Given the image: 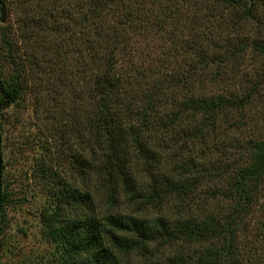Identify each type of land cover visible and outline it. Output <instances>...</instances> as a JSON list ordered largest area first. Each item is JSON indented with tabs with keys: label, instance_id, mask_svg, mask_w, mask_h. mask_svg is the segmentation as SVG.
<instances>
[{
	"label": "trees",
	"instance_id": "16d2710c",
	"mask_svg": "<svg viewBox=\"0 0 264 264\" xmlns=\"http://www.w3.org/2000/svg\"><path fill=\"white\" fill-rule=\"evenodd\" d=\"M0 1L10 8L21 7L28 17L36 16L39 28L47 23L41 41L49 32L55 36L38 47L44 52L48 46L50 55L40 64L48 62L50 72L74 47L78 31L88 36L81 90L69 86L70 97H80L86 110V154L78 160L86 184L99 181L109 204L120 192L130 193L132 202L145 206L165 207L172 197L188 208L195 206V213L152 219L116 212L99 216L88 190L64 188L56 194L57 200L83 210L65 220L59 209L49 214L46 227L55 244L56 264H132L134 256L144 261L141 264L262 261L252 252L257 245L264 247V220L254 227L246 220L264 198V125H260L264 115L253 110L264 96V68L262 76L249 84L240 70L248 51L264 58V39L235 38L234 45L224 39L218 53H207L201 43L195 47L186 42L180 53H161L155 59L140 53L142 57L133 61L125 35L134 28L159 25L162 29L161 14L178 18L177 4L188 2L187 6L200 5L203 10L208 6L210 11L216 5L228 10L240 7L244 21L252 22L258 36H264V0ZM144 1L149 8L136 7ZM152 6L159 13H152ZM205 13V24L198 27L208 31L212 15ZM33 37L27 39L28 47L35 44L37 36ZM63 43L65 48L59 50ZM118 50L122 55L117 61L113 54ZM210 73L215 79L209 78L213 87L208 88ZM20 90L18 79L7 83L0 76V120ZM2 157L0 131V232L5 204ZM138 198L144 202H137ZM210 204L213 213L204 208ZM172 249V254L164 253Z\"/></svg>",
	"mask_w": 264,
	"mask_h": 264
},
{
	"label": "rangeland",
	"instance_id": "374dc122",
	"mask_svg": "<svg viewBox=\"0 0 264 264\" xmlns=\"http://www.w3.org/2000/svg\"><path fill=\"white\" fill-rule=\"evenodd\" d=\"M0 3L4 10V21H0V76L7 83L18 79L21 85L17 99L3 110L0 120L3 156L1 183L5 193L0 232V264H56L55 244L48 236L46 220L54 209H59L63 220L72 218L83 210L76 206L66 207L57 200L56 194L64 188L88 190L90 196L94 197L93 208L99 216L116 212L152 219L163 214L174 216L195 213L194 205L188 208L174 197L165 207L161 204V208H156L153 205L135 204L130 200V193L124 195L117 192L114 194L116 199L109 204L107 193L103 191V185L99 181L92 180L89 181L90 184H86L78 161L85 158L86 154V110L80 97H70L69 86L81 90L85 75L83 64L89 51L85 40L88 36H85L84 31H78L75 45L71 47L72 51H68L50 72L48 62L40 64L41 59L50 55L47 51L48 46L44 52L38 47V43L46 45V41L53 40L51 38L55 36L53 32H49L48 37L44 38L47 40L41 41L40 34L47 28V23L44 21L39 28L36 16L28 17L21 7L10 8L8 4L1 1ZM187 3L177 4L180 10L178 18L161 14L164 21L162 29L158 25L143 27L141 31L134 28L136 31L133 33L128 31L125 36L129 40L127 47L129 57L133 55L135 61L142 57L140 53L150 56L151 59H155L161 53H180L181 45H187L186 42L195 47L201 43L203 48L208 49L207 53H218L221 52L224 39H228L232 45L237 42L235 38L239 41L264 39V36H258L260 33L252 22L244 21V9L240 7L228 10L216 5L210 11L206 10L208 6L204 10L200 5L195 9L187 6ZM208 4L212 6L209 1ZM143 5L148 7L146 1L137 4L136 7ZM67 8L71 12L72 6L67 4ZM151 12L159 13L156 6H152ZM205 12L212 15L208 31L198 27L205 24L203 19ZM71 17L73 21L76 16L72 14ZM192 18L195 20L191 23ZM167 31L172 32L166 33ZM197 33L202 38L196 37ZM33 35L37 36L36 42L29 43L28 47L27 39L32 40ZM62 47L65 48V43L59 46V50ZM188 49L194 51L195 48ZM121 55V50L113 54L117 61ZM37 64L40 67H37ZM263 68L264 58L254 51H248L241 63L240 73L248 78L249 84L262 76ZM209 78L215 79L214 73H210L206 78L208 88L213 87ZM226 88L225 86L224 89ZM232 90L236 92L238 89ZM261 100L260 107L253 110L264 115V96ZM260 125L263 127L264 122H260ZM202 192L203 189L200 195ZM138 200L137 202H144L142 199ZM261 201L263 203L261 207L255 209L252 217L246 220L247 225L254 227L256 222L264 220V198ZM213 206L204 205V208L207 209L206 212L213 213L215 212ZM185 247L187 246L183 248ZM257 247L256 252L252 253L260 256L262 261L258 264H264L261 263L264 262V247L258 245ZM198 248L203 249V246ZM173 252V249L164 251L170 254ZM131 262L141 264L144 261L134 256Z\"/></svg>",
	"mask_w": 264,
	"mask_h": 264
},
{
	"label": "water",
	"instance_id": "95a60500",
	"mask_svg": "<svg viewBox=\"0 0 264 264\" xmlns=\"http://www.w3.org/2000/svg\"><path fill=\"white\" fill-rule=\"evenodd\" d=\"M1 4V3H0ZM3 5L1 4V8H0V15H1V17H0V21L1 22H3L4 21V13H3Z\"/></svg>",
	"mask_w": 264,
	"mask_h": 264
}]
</instances>
